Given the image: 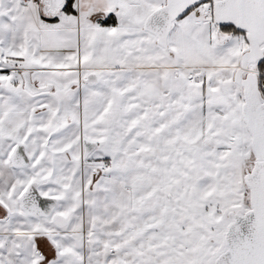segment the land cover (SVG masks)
Segmentation results:
<instances>
[{"label": "snow or ice", "instance_id": "obj_1", "mask_svg": "<svg viewBox=\"0 0 264 264\" xmlns=\"http://www.w3.org/2000/svg\"><path fill=\"white\" fill-rule=\"evenodd\" d=\"M0 264H264V0H0Z\"/></svg>", "mask_w": 264, "mask_h": 264}]
</instances>
